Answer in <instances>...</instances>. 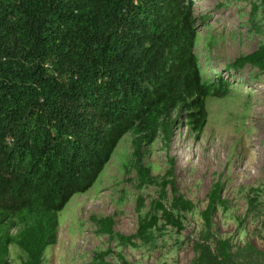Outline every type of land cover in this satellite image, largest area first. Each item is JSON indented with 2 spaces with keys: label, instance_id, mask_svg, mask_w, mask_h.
Here are the masks:
<instances>
[{
  "label": "trees",
  "instance_id": "obj_1",
  "mask_svg": "<svg viewBox=\"0 0 264 264\" xmlns=\"http://www.w3.org/2000/svg\"><path fill=\"white\" fill-rule=\"evenodd\" d=\"M197 40L192 0H0V264L13 246L22 264L44 263L60 213L94 187L128 134L146 184L144 147L160 134L170 142L179 113L205 129L206 100L229 90L222 78L219 87L204 81ZM246 65L264 71V46L229 69ZM173 190L174 208L190 210ZM220 190L204 213L208 228ZM205 241L195 264H244L243 252L252 264L264 259L250 244L236 251L219 240L211 250Z\"/></svg>",
  "mask_w": 264,
  "mask_h": 264
},
{
  "label": "rangeland",
  "instance_id": "obj_2",
  "mask_svg": "<svg viewBox=\"0 0 264 264\" xmlns=\"http://www.w3.org/2000/svg\"><path fill=\"white\" fill-rule=\"evenodd\" d=\"M192 2L204 81L219 87L224 79L229 94L206 100L208 119L201 133L191 126L186 109L170 142L160 134L144 147L146 184L139 175L137 136L128 134L94 187L60 213L57 242L43 264H195L206 239L211 250L217 241L231 240L236 251L250 244L264 252V71L251 65L229 69L264 46V0ZM217 187L208 228L204 213ZM173 188L192 203L190 210L174 208ZM160 204L181 218V229L168 222ZM153 218L157 224L140 232ZM22 257L11 247L10 264H22ZM239 258L244 264L255 260L247 252Z\"/></svg>",
  "mask_w": 264,
  "mask_h": 264
}]
</instances>
